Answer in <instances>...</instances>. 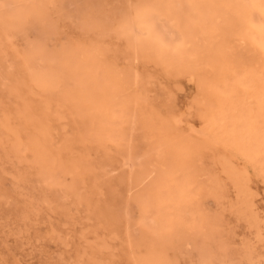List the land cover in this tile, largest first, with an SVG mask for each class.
Listing matches in <instances>:
<instances>
[{
	"label": "bare ground",
	"instance_id": "1",
	"mask_svg": "<svg viewBox=\"0 0 264 264\" xmlns=\"http://www.w3.org/2000/svg\"><path fill=\"white\" fill-rule=\"evenodd\" d=\"M63 1L0 0V43L30 28L37 32L20 61L25 84L69 105L96 142L120 141L133 110L155 137L151 155L156 157V178L138 197L139 227L133 233L136 242L130 241L134 264H180L166 256L183 241L195 246L196 264H259L248 252L244 260L230 258L225 245L217 243L216 222L204 212L199 198L205 183L218 195L219 181L201 180L207 173L197 166L195 156L206 144L228 151L220 153V163L236 187L238 201L233 207L264 235L253 212L249 175L250 166L264 176V0H136L119 14L84 20L91 30L114 29L126 40L128 57L153 61L169 74L196 80L206 122L201 141L177 135L171 125L147 116L140 105L138 75L117 70L101 46L48 49L47 36L55 23L47 4L61 6ZM88 8L101 11L93 3ZM133 87L135 92L130 91ZM39 108L46 118L49 106ZM48 130L41 119L28 137L41 164H49L54 156ZM15 149H22L17 141ZM237 160L244 164L238 166ZM152 164L154 158L144 160L135 180H145Z\"/></svg>",
	"mask_w": 264,
	"mask_h": 264
},
{
	"label": "rangeland",
	"instance_id": "2",
	"mask_svg": "<svg viewBox=\"0 0 264 264\" xmlns=\"http://www.w3.org/2000/svg\"><path fill=\"white\" fill-rule=\"evenodd\" d=\"M135 1L64 0L61 6L48 3V13L55 23L47 36L48 49L101 46L117 70L138 75L140 105L147 116L171 125L177 135L201 141L206 122L200 114L196 80L169 74L153 61L128 57L126 40L114 29L91 30L84 22L94 15L119 14ZM92 3L101 11H91L88 6ZM26 32L3 38L0 43V264H134L135 249L130 241L136 242L133 233L139 227L138 197L156 178V157L151 155L156 139L134 110L127 116L126 133L120 141L101 144L90 138L69 105L33 84H25L20 61L27 43L37 34L32 28ZM130 91L135 92V87ZM41 105L49 106L46 118ZM41 119L48 123L47 138L54 153L49 164L36 162L28 140ZM16 141L22 149H15ZM221 152L228 151L206 144L195 156L197 166L207 173L201 180L215 177L219 181L218 195L204 184L200 204L216 222V240L225 245L227 255L240 261L248 252L260 264L264 235L260 236L248 217L233 207L238 195L220 163ZM147 158H154L151 172L146 181H136L135 174ZM235 163L242 166L244 161ZM249 169L253 212L260 218L264 233V176ZM183 242L177 251L169 252L167 260L196 264L199 258L195 246ZM139 251L143 253V248Z\"/></svg>",
	"mask_w": 264,
	"mask_h": 264
}]
</instances>
